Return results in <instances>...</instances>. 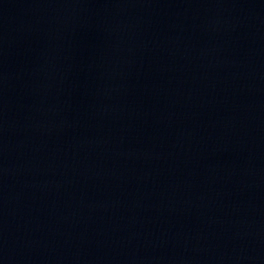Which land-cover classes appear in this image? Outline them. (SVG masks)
Instances as JSON below:
<instances>
[{
  "label": "water",
  "instance_id": "water-1",
  "mask_svg": "<svg viewBox=\"0 0 264 264\" xmlns=\"http://www.w3.org/2000/svg\"><path fill=\"white\" fill-rule=\"evenodd\" d=\"M0 264H264V0H0Z\"/></svg>",
  "mask_w": 264,
  "mask_h": 264
}]
</instances>
